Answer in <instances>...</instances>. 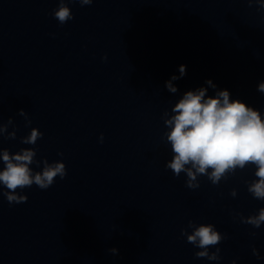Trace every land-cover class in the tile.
I'll return each mask as SVG.
<instances>
[{
	"label": "clouds",
	"instance_id": "1",
	"mask_svg": "<svg viewBox=\"0 0 264 264\" xmlns=\"http://www.w3.org/2000/svg\"><path fill=\"white\" fill-rule=\"evenodd\" d=\"M78 2L84 6L91 5L93 0ZM256 3L260 9H264V0H256ZM248 4L251 6L252 0H248ZM53 15L61 25L73 19V14L64 0H59V6L53 11ZM179 73L180 76L173 75L165 82V87L172 93L177 91L172 81L186 74L185 65L179 66ZM206 84L212 88L216 87L211 80H207ZM207 90L200 87L196 91H186L172 109L175 114L164 121L170 128L166 136L174 153L166 168L171 169L176 177H179L181 172H186L188 177L186 186L195 189L199 187V183H193L197 174L206 175L215 185L222 179L227 180L228 173L234 174L237 168L242 170L249 164L255 165V177L258 179L248 186V192L254 198L264 200V120L261 119L260 112L239 99L230 101V92L227 89L205 99ZM257 91L264 93V82L258 84ZM19 114L27 119L23 109L19 110ZM9 123H12L11 119ZM42 136L43 133L33 129L31 135L22 143L34 145ZM100 140L103 142V134ZM35 155L34 150H22V154L15 155H10L7 150L3 151L4 167L0 171V184L8 189L3 195L10 204L27 201V196L16 194L18 188L23 189L35 184L40 189H47L55 183L57 176L61 179L66 176L64 163L49 164L47 160H44L43 171L33 174L29 165L34 163ZM35 163L39 165V162ZM186 165L190 167L186 168ZM208 169L212 171L209 173ZM231 195H236L235 189ZM241 222L259 228L264 222V208L259 210L258 216H250L247 219L242 217ZM181 235L187 237L188 243L204 249L195 253L197 258L220 259L219 248L211 254L208 252V246H215L225 238L214 231L213 225L202 224L191 235L182 230ZM109 251L114 255L118 254L116 248ZM252 251L253 255L259 258L257 249L253 248ZM232 264H235V261Z\"/></svg>",
	"mask_w": 264,
	"mask_h": 264
}]
</instances>
